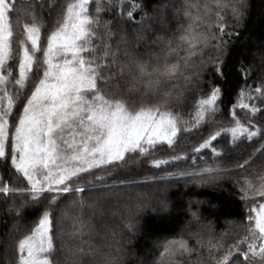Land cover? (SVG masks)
Segmentation results:
<instances>
[{
	"label": "snow or ice",
	"instance_id": "6c2138e0",
	"mask_svg": "<svg viewBox=\"0 0 264 264\" xmlns=\"http://www.w3.org/2000/svg\"><path fill=\"white\" fill-rule=\"evenodd\" d=\"M248 8V0H0V202L7 214L36 215L15 241L16 264H264V123L254 122L264 117V55L259 65L240 62L245 82L234 102L225 99ZM145 163L164 173L154 182L227 191L239 219L216 233L199 207L210 202L196 201L195 230L185 225L137 256L128 246L142 213L171 208L167 197L137 193L123 206L119 239L108 229L111 242L96 243L86 210L116 215L115 190L132 183L121 176Z\"/></svg>",
	"mask_w": 264,
	"mask_h": 264
},
{
	"label": "trees",
	"instance_id": "16d2710c",
	"mask_svg": "<svg viewBox=\"0 0 264 264\" xmlns=\"http://www.w3.org/2000/svg\"><path fill=\"white\" fill-rule=\"evenodd\" d=\"M27 2L28 0H23L24 4H27ZM147 2L154 5L158 0H147ZM248 3L249 8L243 26L236 30L239 32V38L233 44L229 55L230 69L227 84L229 95L225 97L229 104L234 102L232 98L238 91L236 85H243L245 82L243 77L236 75V69L239 67L240 62L244 61L245 64L259 65L261 56L264 55V0H248ZM135 18L139 19V14ZM256 80L257 77L253 76L247 83L255 87ZM257 103L259 104L258 101ZM239 116L242 120L246 119L244 112H239ZM254 122L264 123V117L258 116V119ZM222 143L223 141H221ZM236 151H239V149H236ZM257 162H259V158ZM164 168L167 171L173 170L167 166H164ZM163 175L164 173L161 170L155 169L147 163L132 167L127 175L121 176V179L132 183L127 187L115 190L120 201V209L116 215H113L110 210L106 211L103 216L99 213L91 215L86 210V216L91 219L98 233L94 237L95 242L98 244L104 243L106 240L111 242L112 237L108 234V229L116 231L118 234L117 239H119V233L123 229L122 215H126V213H123V206L129 203V196L134 201L137 193H144L147 198L152 200L158 197H167L171 204L170 211L167 214L161 215L147 209L142 213L140 217L142 230L135 235L133 243L128 246L130 249L135 250L137 256H142L157 238L164 239L177 236L185 225L190 224L191 228L195 230L198 224L192 220L190 212L197 207L196 201L210 202V204L201 203L199 207L203 209V219L206 222H211V226L216 233L226 230L229 227L228 221L239 219L243 210L237 204V198L229 195L227 191L199 186L177 178L171 180L167 178L164 180L158 179L155 182L150 179L153 176L159 178ZM225 187L228 186L225 185ZM6 208L7 205L0 202V264H16L15 241L27 234L33 221L36 220V215L25 212L22 216H15L7 214ZM14 225L19 228V232L11 238L5 237L4 233L13 229ZM70 227L71 221H66L65 230H69ZM127 264H136V259L129 258Z\"/></svg>",
	"mask_w": 264,
	"mask_h": 264
}]
</instances>
